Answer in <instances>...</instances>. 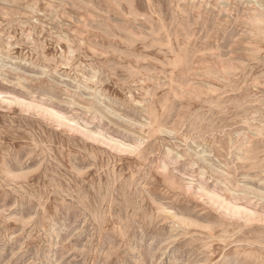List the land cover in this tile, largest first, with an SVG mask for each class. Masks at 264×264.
<instances>
[{
  "label": "rangeland",
  "instance_id": "obj_1",
  "mask_svg": "<svg viewBox=\"0 0 264 264\" xmlns=\"http://www.w3.org/2000/svg\"><path fill=\"white\" fill-rule=\"evenodd\" d=\"M0 264H264V0H0Z\"/></svg>",
  "mask_w": 264,
  "mask_h": 264
}]
</instances>
